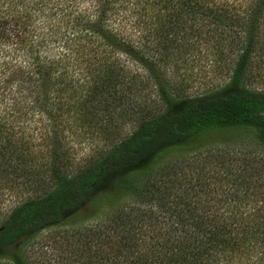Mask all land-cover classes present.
I'll use <instances>...</instances> for the list:
<instances>
[{"label": "trees", "instance_id": "trees-1", "mask_svg": "<svg viewBox=\"0 0 264 264\" xmlns=\"http://www.w3.org/2000/svg\"><path fill=\"white\" fill-rule=\"evenodd\" d=\"M236 2L0 0V58L8 57L0 59V195L24 173L31 130L19 123L29 114H74L96 136L104 113L128 106L133 81L119 88L124 74L104 49L135 50L122 34L132 17L149 43L146 56L135 53L164 83L147 70L163 110L144 114L130 135L72 174L58 161L60 143L43 141L46 184L0 222V264H49L33 260L30 248L54 229L66 230L61 244L77 255L70 264H264V208H248L250 189L264 188V92L250 86L264 54V0ZM200 45L227 55L228 80L187 96L166 73ZM226 137L237 144L214 155L223 159L219 186L231 189L216 199L205 174L187 176L205 160L183 152Z\"/></svg>", "mask_w": 264, "mask_h": 264}, {"label": "rangeland", "instance_id": "rangeland-1", "mask_svg": "<svg viewBox=\"0 0 264 264\" xmlns=\"http://www.w3.org/2000/svg\"><path fill=\"white\" fill-rule=\"evenodd\" d=\"M236 1V4H239V1H241L240 5L245 7L246 3L250 0ZM130 20V22L125 23L126 26L123 27L124 31L122 34L126 36L127 39H130L128 42H130V45L135 50L141 51L140 53L146 56L149 50V43L147 44L141 39V31L144 29L142 27L138 29L137 26L134 25L136 21L134 17ZM116 21H120L123 25V21L120 19ZM117 24L118 23H116V25ZM197 47L198 49L194 50V52L183 54L182 59L177 58V68H168L166 73L168 79L165 78V80L169 81V83L174 86H179L181 92L187 96L218 89L228 80L229 67L227 66V55H221L217 49H212V47L206 48L204 45ZM187 48L188 47H186V49ZM111 49L112 46L109 45V47H106L104 50L110 51L109 54L112 56L111 61L116 58L115 61L112 62L117 65L116 68H118V70H121L116 71V74L118 76H121V72L124 74L119 88H122L124 91L127 86L125 82L128 83L130 80L133 81L124 97V101L128 106L125 108L117 107L111 109L110 113H104L108 121L103 119L98 122L96 125L98 135L96 136L92 135L93 129H89L90 126L86 127L79 125L74 114L71 115L69 119L67 117L57 119V117L50 116L40 118L37 114H29V118L25 117L26 119H23L22 122L19 123V126L27 124V129L31 130H26V132L28 131L26 136H28L29 141L27 153L29 160L27 159L26 166L23 168L24 173L17 179L16 177L13 178L14 181L11 183L13 190H4L0 195V222L14 207L37 193L33 191L34 189L36 190V185L39 189L41 185L46 184V178L48 176L46 170L51 160V155L47 154L46 156L44 153L45 149H43L44 151L42 150L46 139L49 141L54 139L53 142L60 143L59 145L62 151L58 161L61 159L66 172L72 174L98 159L105 151L130 135L135 128V122H137V120L146 115H157L163 110V106L155 91L154 83L148 77L150 73H148L147 70L150 71L151 74H156V79L154 78L156 84L158 82L160 84L164 83H162V79L157 73L154 72V69H150L151 66L147 65L149 62L140 59L142 56L139 53H135V50L122 47L119 50L116 49L114 53ZM106 55H108V52ZM0 59L8 60V57L3 56ZM259 59L258 64L251 74L250 86L254 90L264 92V54L263 57ZM87 67H90V65H83V69L81 70L85 72V68ZM93 67H95V65H93ZM5 89L9 90V86ZM126 112L130 115L128 118L118 119V113ZM100 115L102 116V113ZM224 140L226 141L223 142L221 139H216L213 141V144H211V142L209 144L205 143L206 146L200 150L183 152L184 159L191 157L195 158V154L197 153L201 158L200 161L205 160V163L199 164L198 166H192L198 164V162L192 164L187 170L189 173L187 176H193V179H195L205 174V176L202 177V182L211 184L208 188L210 191L214 192L212 196L216 199H220L223 194L227 193V190L231 189L229 185L219 186L218 180L222 177L220 172L221 169H223L221 165L223 164L221 162L223 159H219L217 157L218 155H214L216 153H214V151L216 147L219 148L226 142L237 143L229 141L231 140L230 137H226ZM232 147L233 145H229V148ZM233 151L235 152V150ZM174 158L177 159L178 156L175 155ZM228 161L226 162L227 166L231 164ZM31 164H33L32 167ZM28 165L30 166L28 167ZM185 183H187V181H182V184ZM186 187L187 184L181 189ZM250 193H253L254 197H252V199L248 197L252 200L248 208L250 210H256L259 207L264 208V188L253 187L250 189ZM226 207V205H221L219 210ZM106 213L107 212L102 209L97 214V217L102 218ZM65 231L64 229H54L40 234L32 241L33 246L30 248L31 258L35 261H45L49 264H70L73 258L77 259L76 254L73 252L69 254L66 245L61 244L66 234L64 233Z\"/></svg>", "mask_w": 264, "mask_h": 264}]
</instances>
